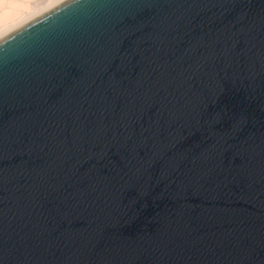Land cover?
Returning <instances> with one entry per match:
<instances>
[{"label": "water", "instance_id": "water-1", "mask_svg": "<svg viewBox=\"0 0 264 264\" xmlns=\"http://www.w3.org/2000/svg\"><path fill=\"white\" fill-rule=\"evenodd\" d=\"M0 264H264V0H64L0 38Z\"/></svg>", "mask_w": 264, "mask_h": 264}, {"label": "bare ground", "instance_id": "bare-ground-1", "mask_svg": "<svg viewBox=\"0 0 264 264\" xmlns=\"http://www.w3.org/2000/svg\"><path fill=\"white\" fill-rule=\"evenodd\" d=\"M64 0H0V38Z\"/></svg>", "mask_w": 264, "mask_h": 264}]
</instances>
